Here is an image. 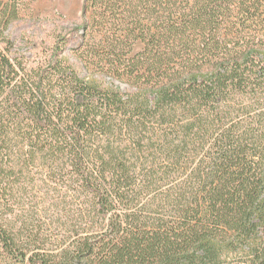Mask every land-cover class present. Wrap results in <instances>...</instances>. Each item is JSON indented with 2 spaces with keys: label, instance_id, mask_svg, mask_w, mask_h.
Returning a JSON list of instances; mask_svg holds the SVG:
<instances>
[{
  "label": "trees",
  "instance_id": "1",
  "mask_svg": "<svg viewBox=\"0 0 264 264\" xmlns=\"http://www.w3.org/2000/svg\"><path fill=\"white\" fill-rule=\"evenodd\" d=\"M22 16L0 4V264H264V0Z\"/></svg>",
  "mask_w": 264,
  "mask_h": 264
},
{
  "label": "rangeland",
  "instance_id": "2",
  "mask_svg": "<svg viewBox=\"0 0 264 264\" xmlns=\"http://www.w3.org/2000/svg\"><path fill=\"white\" fill-rule=\"evenodd\" d=\"M12 0H0V4ZM21 6L22 17L31 21L40 20L42 32L47 35L52 31L54 25L67 26L68 24L79 23L82 18L83 0H18ZM31 21H23L13 29L15 37L21 38L24 33H30ZM41 33V32H40ZM143 50V45L138 43L133 50L137 54ZM52 230L56 231L54 228Z\"/></svg>",
  "mask_w": 264,
  "mask_h": 264
}]
</instances>
